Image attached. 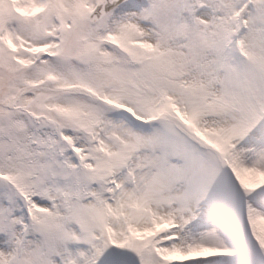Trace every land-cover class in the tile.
Instances as JSON below:
<instances>
[{
	"label": "snow or ice",
	"instance_id": "1",
	"mask_svg": "<svg viewBox=\"0 0 264 264\" xmlns=\"http://www.w3.org/2000/svg\"><path fill=\"white\" fill-rule=\"evenodd\" d=\"M0 264H264V0H0Z\"/></svg>",
	"mask_w": 264,
	"mask_h": 264
}]
</instances>
